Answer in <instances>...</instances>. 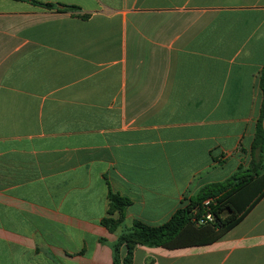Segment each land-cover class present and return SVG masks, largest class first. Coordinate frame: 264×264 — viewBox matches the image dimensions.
Wrapping results in <instances>:
<instances>
[{
    "label": "crops",
    "instance_id": "1",
    "mask_svg": "<svg viewBox=\"0 0 264 264\" xmlns=\"http://www.w3.org/2000/svg\"><path fill=\"white\" fill-rule=\"evenodd\" d=\"M33 1L80 11L0 0V264H114L110 191L126 227L161 226L261 159L264 0ZM134 264H264V198L215 244Z\"/></svg>",
    "mask_w": 264,
    "mask_h": 264
},
{
    "label": "trees",
    "instance_id": "2",
    "mask_svg": "<svg viewBox=\"0 0 264 264\" xmlns=\"http://www.w3.org/2000/svg\"><path fill=\"white\" fill-rule=\"evenodd\" d=\"M24 1L58 13L80 11V8L68 5ZM259 84L263 101L252 150L258 152L261 159L254 161L250 168L241 167L225 182L203 187L161 226L137 221L132 227H126V211L132 202L110 191L109 214L113 216L118 213L119 218H105L102 225L112 233L122 229L118 240L112 244L114 264H134V253L139 245L168 251L213 245L238 226L264 198V69ZM207 201H210L209 205H206ZM208 213L213 214L214 221L201 223L200 220Z\"/></svg>",
    "mask_w": 264,
    "mask_h": 264
},
{
    "label": "built area",
    "instance_id": "3",
    "mask_svg": "<svg viewBox=\"0 0 264 264\" xmlns=\"http://www.w3.org/2000/svg\"><path fill=\"white\" fill-rule=\"evenodd\" d=\"M210 201L206 202V205H209ZM201 223H206V222H213L214 221V216L212 213H208L203 217V219L200 220Z\"/></svg>",
    "mask_w": 264,
    "mask_h": 264
},
{
    "label": "rangeland",
    "instance_id": "4",
    "mask_svg": "<svg viewBox=\"0 0 264 264\" xmlns=\"http://www.w3.org/2000/svg\"><path fill=\"white\" fill-rule=\"evenodd\" d=\"M235 166V160H231L229 163H228V166H227V169L225 170V173L226 174H229L230 171L232 170V168ZM161 189H164L163 187Z\"/></svg>",
    "mask_w": 264,
    "mask_h": 264
}]
</instances>
